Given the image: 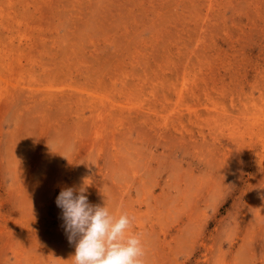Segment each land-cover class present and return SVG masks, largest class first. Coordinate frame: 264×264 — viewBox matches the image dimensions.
Returning a JSON list of instances; mask_svg holds the SVG:
<instances>
[{
	"label": "rangeland",
	"instance_id": "rangeland-1",
	"mask_svg": "<svg viewBox=\"0 0 264 264\" xmlns=\"http://www.w3.org/2000/svg\"><path fill=\"white\" fill-rule=\"evenodd\" d=\"M65 187L145 264H264V0H0V264H73Z\"/></svg>",
	"mask_w": 264,
	"mask_h": 264
},
{
	"label": "clouds",
	"instance_id": "clouds-1",
	"mask_svg": "<svg viewBox=\"0 0 264 264\" xmlns=\"http://www.w3.org/2000/svg\"><path fill=\"white\" fill-rule=\"evenodd\" d=\"M85 193V187H65L55 199L68 241L75 242L73 264H145V246L131 231L134 218L90 204Z\"/></svg>",
	"mask_w": 264,
	"mask_h": 264
}]
</instances>
